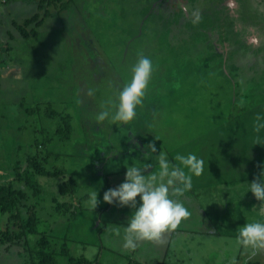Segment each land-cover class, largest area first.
<instances>
[{
  "label": "rangeland",
  "instance_id": "rangeland-1",
  "mask_svg": "<svg viewBox=\"0 0 264 264\" xmlns=\"http://www.w3.org/2000/svg\"><path fill=\"white\" fill-rule=\"evenodd\" d=\"M29 1L34 9L30 8L28 12L30 14L38 12L41 16L37 10L36 2ZM67 1L62 0L54 7L48 6L52 15H48L49 18H45L44 22L38 26L39 28L36 27L40 32L37 37L31 35V39L26 40L21 45L20 40L16 37L12 36L9 39L13 44L10 57H15L9 65L16 69L7 71L3 69L0 75L1 164L6 167L12 159L29 152L32 147L31 145L28 147L26 144L32 142L34 137L40 139L44 131L51 133L54 127L60 123L64 125L63 119L70 124V127H66L68 132L65 130V133H69V135L63 139L60 138L57 142L51 141L49 149H53L58 154L72 156L73 164L77 163V158L80 157L78 154H81L84 156L86 164H90L89 169L93 172L115 170L121 164H128L129 162L134 164L141 157V155L138 156V153H144L141 145H139L141 139L145 143H150L151 138L147 136V132H144L147 128L139 122L144 120L146 115L148 118V102L155 98L154 90L163 88L169 83L173 85L178 83L183 89H198L206 96L203 97L199 111L193 112L183 109L178 112L180 116L177 115V121L174 122L175 117L172 118V115H176L177 112L169 110L170 112L168 111V114L162 117L164 127H162L161 133L154 130L157 127L150 128L151 133L159 135V139L164 141L163 147L171 150L172 154H177L185 146L174 147V135L169 133L171 128L176 130L178 126L201 124L198 127H205L206 132L204 133L203 128L196 135L203 138L209 134L204 138V141L214 143V146L197 149L204 160V171L200 176L207 178L208 174H204V172L208 171L207 167L209 168V165L213 164L218 175L216 180L221 179V181L215 183L213 180L210 184L201 185L195 193L186 191L184 202L190 215L182 219L177 225L181 228H190L192 231H200L201 234H198V241L191 252L185 249L190 245H182V247L180 246L181 250H179L176 248L174 237V245L171 242L170 234L176 228L165 230L164 237L159 240H140L137 247L140 252H147L150 247L155 248V255L167 258L164 264H192L193 258L199 262L209 261L206 264H213L215 258L219 260L226 251L225 243H227L226 264H231V261L236 258L240 259L241 264H264V249L253 252L252 249L238 246L235 243L239 228L243 224L264 219L259 215V208L264 207V205L249 191L248 194L254 201L251 200L249 206L245 208L244 204L248 198L243 194L245 190L236 192L235 194L238 196L233 198L235 196L232 192L233 182L229 181L227 184L222 179L224 173L227 174V178L230 177V172L235 181L239 174L245 172L246 167L249 170H255L257 165H260V173L264 171V160L262 159V156L264 157V144L252 143L255 140L246 132L243 121L237 127L229 128L228 125L232 123L229 114L233 111L229 106L233 105L228 102V91L225 94L222 89L230 88L232 85V82H229L232 80L229 71L236 75V72L242 70L238 76L243 87L240 90L236 88L237 94H240L237 98L240 105L238 103L233 107L244 108V113L247 109L253 114L249 116L250 119H256V114L264 117V103L255 105V101L260 98V81L264 85V78L260 79V74H254L258 78L254 77L253 86L248 88L245 86L246 79L253 74L248 71L247 73L243 72V70H247L248 63L252 67L257 66L255 61H259L258 58L264 64V57L262 58L264 56V0H224L226 4L223 0H69L71 8L64 11L59 10L61 4ZM18 3L27 4L28 2L20 0ZM153 4L156 6L153 7ZM131 5L134 8L148 6V9L142 13L140 9L134 12ZM159 7L162 8L160 12L163 22L167 20L168 26H176V29L191 34L195 40L198 38L204 40L205 49L197 59L186 57V54L181 58L177 55L174 56L181 61L184 67L190 69L188 76L185 79H179V82L177 81L179 64L175 62L174 57H169L166 66L175 74L176 79L161 80L159 76L156 77L153 74L152 82L149 81L143 102L137 106L135 119L129 122L113 121L110 117L103 121L99 120L98 116L102 111L109 108L114 111V104L118 102L119 91L131 80V63L129 65V61L125 60L128 59L129 51L136 53L142 49L143 55L148 56L151 60L153 57L160 58L162 46L156 47L157 41L153 37L149 40L148 45L145 43L136 45L138 41L144 42L142 39L140 40V36L144 37L146 34L147 24L150 26L151 17L155 15L153 12ZM133 16L136 17L131 19ZM138 19H140L138 22L141 24H135V20ZM146 21H148L147 24ZM150 34L152 35L151 31ZM217 34H220L221 39L225 40L219 39L213 45L211 38ZM5 35L8 38L7 34ZM122 37L126 38L130 45L123 46L120 40ZM161 38H164L163 34ZM27 43L34 44V47H27ZM260 44L263 52H260V49V54L248 52L251 50V46L252 49H255L254 46ZM202 46L195 47L196 50L192 51L191 55L198 54L202 50ZM140 53L141 51H139ZM262 53L263 55H261ZM246 56L247 58H245ZM22 58H25V61L14 62ZM252 62L255 64L253 65ZM3 71L5 72L3 73ZM172 73L166 75L167 78L172 77ZM227 76L230 77L229 81ZM233 80L235 82V79ZM237 84L239 86V83ZM235 86L237 87V85ZM90 91L91 94H89ZM162 97L168 98L169 96L163 95ZM261 97L264 102V95L262 94ZM206 98L211 103L204 101ZM38 99L51 101L50 104L42 101L39 109L42 110L47 106L56 112L53 120L43 122L44 125L40 119L42 115L37 116L36 108L30 105ZM220 100L222 101L217 105L213 104V102ZM109 101H112L113 104L110 105ZM216 106L225 108V110L217 109ZM154 108L152 106V109ZM27 109L34 112V116H30ZM262 111L263 113H261ZM141 114L144 115V118L140 120L138 117ZM154 115L157 119V115L163 114L157 111ZM235 115L233 119L239 117V112H236ZM134 122L136 124L133 126ZM155 124L156 120L153 121V125ZM39 128H43V130L37 133ZM210 134H213L215 139ZM13 140L23 144L19 153H15L13 148L8 150L9 141ZM183 140L185 141V138ZM259 140L264 143V129L260 130ZM176 142L180 145L182 140L176 139ZM253 145L260 146V159L257 156L259 161L253 157L256 149L252 150L254 153L248 154L246 151L243 155L237 154L244 146L247 150L248 146ZM194 146L197 147V145ZM145 147L150 148L149 145H145ZM48 151L46 154H39L40 162L44 164L45 170L56 169L58 173L62 172L64 170L60 163L62 157H53L48 154ZM163 151L165 152V150ZM228 151L230 154H226ZM8 156L12 159H8ZM73 170L79 171V173L81 171L78 167H74ZM82 171L83 173H80L82 180L76 175L67 176L65 172L57 177L30 176L38 189L36 198L43 197L41 203L36 202L34 195L30 197L31 201L37 203V210H39L38 217L35 215L37 232L45 231L51 240L55 239L53 243L58 245V249L51 251H56L54 253L56 259L62 264H66V256L60 251L59 244L64 241L74 254L83 252L89 246H94L97 249L95 256L98 257V264H123L126 258L125 254L131 258L134 257L131 252H124L125 249L127 250L124 247V239L126 235L125 226L135 209L119 205L118 209H114L117 207L114 203L104 202L102 199L105 191L103 187L107 184L103 183L104 180L98 176L93 178L91 172L87 174L88 170ZM210 172L214 173L208 171V173ZM121 177L122 175H111L109 179H120ZM65 178L73 180L75 189L77 185L79 187L77 192L71 196L66 195L65 198L63 196L58 200L66 199L71 205L74 203L80 208V205L77 204L82 203L84 198L86 200L84 204L87 206L91 193L96 189L98 191L97 198L100 201L97 206L103 207L105 205L106 209H114L112 218H121L126 223L122 225L112 224L111 226L107 223V228H102L101 232H96L97 225L95 223L90 226L89 215L81 217L78 214L80 223L72 220L70 225V220L66 215L58 216L53 212L48 213L50 210L43 209V206L52 202L53 195L58 194L56 185ZM102 178L104 177L102 176ZM81 181L84 184L82 186ZM88 183H93L94 189L88 188ZM228 185L231 186L228 187ZM178 186L183 187V185ZM236 187L244 188V185L239 182L234 184V191ZM83 188L88 193V198L83 193ZM174 194L176 195V193ZM182 195L176 200L180 202L183 198ZM5 217L4 214L0 215V231L5 224L4 221H7ZM102 223L100 222V225ZM203 229L216 230L217 233L210 234L203 232ZM219 231L224 235L219 234ZM169 232L170 234L167 235ZM37 238H39V233L30 234L28 244L34 246ZM236 247L238 254L232 253ZM144 256L147 259V256H151V254H144ZM83 257L86 258L84 255ZM29 258V254L24 253L23 248L17 245L12 246L8 251H0L1 264H29L27 262Z\"/></svg>",
  "mask_w": 264,
  "mask_h": 264
},
{
  "label": "crops",
  "instance_id": "crops-1",
  "mask_svg": "<svg viewBox=\"0 0 264 264\" xmlns=\"http://www.w3.org/2000/svg\"><path fill=\"white\" fill-rule=\"evenodd\" d=\"M3 1L4 0H0V4H2V5H0V45L1 44L4 46L13 45L9 40L11 37H9L8 32H10L12 34V36L19 39L20 45H21L23 43L22 42L23 38H21L18 30L14 26V24H15L14 22L21 23L25 18L30 16L31 14L28 11L30 8H33V7L29 4V2H30L29 0H25L28 2L27 4L18 3L20 0H13V1H9L7 3H4V4H3ZM9 5H11V7H9ZM155 6L156 5L153 4V7H155ZM70 8L71 7L69 6L67 9H64V10H68ZM131 9L134 12H136L137 9H140V12L142 13L144 10L148 9V6L143 7V8H137V7L134 8V6L131 5ZM160 9H162V8L159 7V8H156L154 10L153 13H155V15H153L151 17L152 22L149 20L150 26L147 24L148 21H146L148 29L146 28L145 30H147V32L144 35V37L140 36V40L142 39L144 42L142 43L141 41H138L136 43V45H140V44H144V43L146 45H148L149 40L152 39V37H153L157 41L156 47H158V45L162 46L160 58L153 57V59H152V62H153L152 75L154 74L156 77L159 76V78L161 80L169 81L171 79H176L175 74L172 73L171 69L166 66V62L169 61V57H174L177 55V56H180V58H181L182 56H184V54H186V57H194L195 59H197V57L200 55V53L205 49L206 45L204 43L205 42L204 40L199 39V38L195 40L194 38H192L191 34L184 32L182 30L176 29L175 28L176 26H174V25L168 26L167 24H169V22L167 20L164 22L161 20ZM24 11H25V13H22ZM135 17L136 16H133V17H131V19L135 18ZM140 17H141V15H140ZM46 18H49V16H47ZM139 20L140 19L135 20V24H141L138 22ZM136 27H137V25H136ZM176 30H177V32H175ZM150 31L152 32V35L150 34ZM37 32H39L38 29H37ZM5 34H7L8 38L6 37ZM39 34H40V32L38 33V35ZM162 34L164 35V38H161ZM36 37H37V34H36ZM29 39H31V38L29 37ZM219 39H221V36H220V34H217V36L215 35L214 38H211V43L214 45V44H216V41H218ZM54 40H55V38H54ZM120 40H121V43L123 46L130 45L129 41L127 43L126 38L122 37ZM163 40H164V42H162ZM221 40H225V39L222 38ZM206 43H208V42H206ZM201 45H203L202 50H200L198 52V54H196V55H191V52L196 50L195 47H198ZM28 46H29V44H27V47ZM261 46H262L261 44L254 46L255 49H252V46H251V50L248 52H251L254 54L255 53L260 54V52H263L262 51L263 49H261ZM247 48H249V47L247 46ZM259 49H260V52H259ZM139 51H141L142 54L141 53L139 54ZM143 52L144 51L142 49L138 50L136 53L129 51V53L127 55L128 59H125V60L129 61V65L131 63V68L136 64L140 55H143ZM147 52H148V50H147ZM263 53L261 55H263ZM167 57H168V60H167ZM263 57L264 56H262V58ZM230 58H232V56H230ZM245 58H247V56ZM258 59H259V61H255V63L257 62V66H255L254 65L255 63H253V62H252V64L254 65V67H252L251 64L248 63L247 64V70H243V72H245V73H247V71H248L250 74H253V76L251 75L246 79L247 83L245 86L248 88L253 86L252 80L255 77L254 74L258 73V74H260V79L264 78V64L261 62L260 58H258ZM174 60L176 63L179 64V66L177 68V71H178L177 81L179 82V79H182V78L185 79L188 76L190 69L184 67L181 64V61L178 60L176 57H174ZM260 63H261V65H260ZM157 67H159L158 70H157ZM129 68H130V66H129ZM255 69H257V70L255 71ZM261 70H263V71H261ZM241 71L242 70H239L238 73L235 71L236 75L233 74L234 72L232 73L231 71H229L232 75V77H231L232 80L229 81L230 77L229 76H227V77H228V81L230 83L232 82V85L230 88H222L224 90L225 94L228 91V95H229L228 102H230V105H233V106L238 105V103L240 105V101L237 102V98H239L240 94H237L236 88L240 90V88L243 87V85L241 84L242 81L240 80V78L238 76V74L241 73ZM171 73H172V77L167 78L168 76H166V75L171 74ZM152 75H151L150 83L152 82ZM162 78H164V79H162ZM255 78L257 79L258 76ZM233 79H235V82ZM237 83H239V86ZM235 85H237V87ZM163 88H159V89L154 90L155 98L150 99L148 102V105H149L148 106V113H149L148 118L146 115V118L144 120H142L141 122H139V123H143L145 125V128H147L146 129V132L148 134L147 136H149L151 139H150V143H149V145H150L149 151H148V149H146V150H144V153L139 152L138 156L141 155V157L139 158V160L136 163L133 164V163L129 162L128 164H121V166L117 167L115 170H104L102 172L101 171H98V172L94 171L93 172V170L91 171L89 169L90 164H86V160H85L84 156H82L81 154H78L80 157L77 158L76 164H73V157L72 156H70L68 154H58L51 148L50 149L56 154H50V155L53 157H60V156L62 157L60 163H61L62 167L64 168L63 173L65 172V174L67 176H70L72 174V175H76L77 177H79L81 179L82 175L80 173H83L82 170H85V172L88 170L87 174L89 172H91V176L93 178H94V176H98L99 178L104 180L103 183L107 184L103 187V189L105 191L109 188H114V187L118 186L125 178L126 169L130 168L132 166H138V167L144 168L146 176H151L153 174H157L159 171L158 160H159L160 153H166L167 157L171 161V163L173 165H179L180 167H184V166L178 160H176L177 155H188L191 153V154H196L198 157L201 158L200 152H198L197 149L203 148L205 146H214V143L204 141V138L207 137L209 134L205 135L203 138L200 135L199 136L196 135V133L203 128H204V133L206 132L205 127H198V126H201V124L188 125V126H178V127H176V130L174 128H171L169 130V133L174 135V137H173L174 145H175L174 147L185 145L184 148L182 150H180L177 154H172L171 150H168L167 148L163 147L164 141L159 139V135L151 133L152 132L151 128L157 127V128H154V130L157 131L158 133H161L162 127H164V125H163L164 120L162 117L163 116L165 117V115L168 114L169 110H172V111L174 110L177 112L176 115H174V114L172 115L173 116L172 118L175 117L173 119L174 122L177 121L176 118H177L178 112L183 110V109L187 110V111H193V112L199 111V106H201V104H202L201 102L203 101V97H206V96L204 95V93L202 91H200L198 89L197 90L194 88L183 89L182 87L179 86L178 83L176 85L169 83L167 86H163ZM181 89L183 90V92ZM251 89L254 90V88H251ZM262 94L264 95V85L260 81V98H258V101H255V105H258V104L261 105L262 103H264L263 98L261 97ZM163 95H168L169 97L164 98V97H162ZM204 101L211 103L208 98H206ZM221 101L222 100L215 101V102H213V104L217 105ZM152 106L155 108L152 109ZM233 106H229L233 109V111L230 112V114H229L231 119H232L231 120L232 123L228 125L229 128H235L238 126V124L241 123V121H243L245 126H246L245 127L246 132H248L251 135V137H253V139L255 141L257 139H259L260 138V131L257 132V130L255 128L256 119H254V118L250 119L249 118V116H252L253 114L250 113L247 109H245L246 113H244L243 112L244 108H242V107L236 108ZM216 108L221 109V110H225V108H218L217 106H216ZM258 108H260V107H258ZM261 108H263V107H261ZM139 111L141 112V109ZM157 111L161 112L163 115H157V119H156L154 113ZM236 112H239V117L233 119L236 116L235 115ZM261 113H263V111ZM256 115L258 116L259 114H256ZM178 116H180V115H178ZM3 117H5V115H3ZM142 118H144V115L141 114L138 117V119L141 120ZM238 118L240 121L237 120ZM227 119H228V117H227ZM154 120H156L155 125H157V126L153 125ZM157 120L160 123L159 125H158ZM151 122H152V124H151ZM135 124H136V122H135ZM135 124H133V126ZM202 125L205 126L207 124H202ZM209 127H211V126L209 125ZM175 133H176V135H175ZM213 134H210V136H212L215 139ZM183 138H185V141L183 140ZM176 139L182 140V142H180L181 143L180 145L176 142ZM255 141H252V143H255ZM194 145H197V147H195ZM140 147H142V146H140ZM255 149H256V152H255V154H253V157H256L254 159L256 161H259V159H260V153H259L260 152V146H258V147L256 145L248 146L247 150L245 149V146H244L240 150V152H238L237 154L243 155V154H245L246 151L248 154H250V152L254 153L252 150H255ZM163 150H165V152ZM210 154H212V153H210ZM226 154H230V151L226 152ZM257 156L259 157V159ZM262 159L264 160L263 156H262ZM85 164H86V166H85ZM263 164H264V162H263ZM213 166H214L213 164L209 165V168L207 167V170L213 171L214 173H211V172L208 173V171L204 172V174H208L207 178H201L200 175L196 176L193 173L189 172V170L187 168H184L185 172L192 176V187L190 189L183 191V192H179V191L172 192L171 193L172 198L178 199L183 194L182 195L183 198H181L180 202H182L185 205L184 200H185V196H186L185 195L186 191L188 193H195L197 191L198 187H200L201 185L210 184V183H212L213 180L215 181V183L220 182L221 179L216 180L218 175H217V172L215 171ZM74 167H78L79 169H81L80 173H79V171H74L73 170ZM92 168L94 169V166H92ZM244 170H245V172L239 174V177L236 178L235 181L232 178V174L230 172H229L230 177L227 178V174H225V173L223 174V178L221 177L224 180L223 181L224 183L229 184V181L233 182L232 192H234V195H235V196H233V198L238 196L237 194H235L236 192H238V191L242 192L243 190H246L248 182H251L254 179V176H257V174H258V176H257V178H258L261 174L260 173V165H257V168L255 170H249V169H247V167ZM249 174H251L250 177H249ZM111 175H114V176L115 175H122V177L120 179L110 180L109 176H111ZM102 176L104 178H102ZM238 182L240 184H243L244 188H237L236 187V189L234 191V184H236ZM82 185H84V184L81 181V186ZM92 186H93V183H88V188H93ZM229 186H231V185H228V187ZM78 187L79 186L77 185L76 190L72 193L77 192ZM84 188L82 189V191H83V193H85L87 195V198H88V193L85 191ZM56 189H57V185H56ZM94 190H96V189H94ZM174 193H176V195ZM243 194L248 196V198L246 199V202L244 204V206L246 208L249 206L250 201L253 199L251 198V195L248 194V192L243 193ZM97 195H98V191H97ZM190 195H193V194H190ZM85 202H86V200L83 198L82 203L77 204V205H80V210L76 211L74 216H70L71 217L70 218V225H71L72 220H76L80 223L79 216H77L78 214H80L81 217L89 215L90 223H91L90 226H92L96 223L97 228H98L99 224L101 222L100 220H98L100 215H103L104 219L106 216L109 218H112L113 210L119 208L118 204L114 203L117 207L112 209V210L106 209L107 207L105 205L103 207L97 206L93 210L89 207V202L87 203V206L84 204ZM81 204H83L82 208H81ZM226 205L228 207V203ZM94 214H96V216H94ZM106 220H109V219H106ZM111 221H113L112 224H114V225H122V224L126 223L121 218H112ZM108 230H111V229H108ZM175 232H176V234H175ZM203 232H207L210 234H216L217 233L216 230L208 231L205 229H203ZM199 233H200V231H197V232L192 231L190 228L186 229V228L176 227V229L173 233L170 234V232H169L167 235L170 234V238H171L172 243H173V237H174V242L176 243V248L181 250L180 246L182 247V245H184V246L190 245L189 247H186L185 249L187 251L191 252V251H193V249H194V247L198 241V238H199L198 234ZM219 234H223V233H221L219 231ZM164 235H165V233L163 232L161 237H164ZM194 239H196V240H194ZM173 245H174V243H173ZM225 245H226L225 250L228 252L227 243H225ZM226 251L222 254V256L219 260H217L215 258V263H213V264H226L227 263ZM125 252L126 253L131 252L134 256L133 260H135L136 262H139L141 264H164L167 260V258L165 256L160 257V256L155 255V248H153V247H150L147 252H145V251L140 252L138 247H136L134 250L132 249V251H130V249L127 248V250H125ZM230 252H232V251H230ZM234 252H236L238 254V248L237 247L235 249H233L232 253H234ZM81 253H83V252H81ZM144 254H151V256H147L148 258L146 259ZM263 254H264V252H263ZM130 258L131 257L128 255V257L125 258V261L123 264H126L128 262V260H130ZM191 261H192V264H206L209 262V261L199 262L194 258ZM231 264H241V261L239 258H236L234 261H231Z\"/></svg>",
  "mask_w": 264,
  "mask_h": 264
},
{
  "label": "clouds",
  "instance_id": "clouds-1",
  "mask_svg": "<svg viewBox=\"0 0 264 264\" xmlns=\"http://www.w3.org/2000/svg\"><path fill=\"white\" fill-rule=\"evenodd\" d=\"M131 71V80L119 91L114 111L112 108L102 111L98 116L99 120L103 121L110 117L113 121L129 122L135 119L137 106L142 104L149 85L153 62L148 56L140 55ZM108 103L113 104L112 101ZM255 128L257 132L264 129V117L257 116ZM253 144L264 143L257 139ZM176 160L184 167L173 165L166 153H160L157 174L146 176L144 168L132 166L126 169L125 179L118 186L104 191L102 198L104 202L135 209L125 226V248L134 250L140 240H159L165 230L175 229L182 219L190 215L188 208L182 202L173 199L171 193L190 189L192 176L186 173L184 168L199 176L204 171V160L191 153L177 155ZM249 191L264 205V171L258 178L248 182L244 193ZM99 202L97 191L93 190L89 207L94 210ZM259 215L264 217V207L259 208ZM235 243L250 248L253 252L264 249V219L243 224L239 228ZM96 252L94 246H89L83 250V255L91 260Z\"/></svg>",
  "mask_w": 264,
  "mask_h": 264
},
{
  "label": "trees",
  "instance_id": "trees-1",
  "mask_svg": "<svg viewBox=\"0 0 264 264\" xmlns=\"http://www.w3.org/2000/svg\"><path fill=\"white\" fill-rule=\"evenodd\" d=\"M13 0H5L4 2L7 3ZM36 2L37 10L40 12L41 16H39L38 12H35L25 18L21 23L14 22V26L18 30L22 42L24 43L26 40H29L31 35L36 37L38 36L37 28L40 24L43 23L44 19L48 15H52L48 6H57L62 0H33ZM46 5V6H44ZM69 7V0L65 3H62L59 10L62 11ZM44 10V11H43ZM33 25V26H32ZM9 37H12V34L8 32ZM24 40V41H23ZM29 44V48L34 47V44ZM13 48V45L4 46L0 45V75L3 69L11 70L16 69L9 65L11 61L14 60L15 57H10V52ZM25 61V58L17 59L14 62H21ZM9 65V66H8ZM3 71V73L5 72ZM43 99V98H42ZM38 99L33 104H30L32 107L36 108L37 116H40V119L43 122L53 120L54 116H56V112L53 108H41L40 103L43 101L47 104H50L51 101L49 99L42 100ZM42 102V103H43ZM29 111V109H27ZM30 116H34V112L29 111ZM43 118V120H42ZM54 122V121H53ZM64 125L61 123L54 127L53 131L50 133H46L44 131L41 134V138H35L29 144H26L28 147L31 145L32 149L29 152L23 153L24 155L18 158L12 159V157L8 156V159H12L10 163L5 166L0 162V215H6L7 218L6 222L4 221V226L0 231V251H8L12 246L17 245L23 248V252L29 254L30 258L27 261L29 264H62L59 260L56 259V255L52 249H58V245L54 244L53 241L49 238L45 231L37 232V225L35 224L36 216L39 213L37 203H41V199L36 198V193H38L37 186L34 185L32 182L33 178L31 179V175L34 177L35 175H45V176H59L63 173H58L56 169L45 170V166L43 163L40 162V155L39 154H51L53 152L49 149L51 141H59L60 138L68 137L69 133L66 134L65 130L68 129L66 127H70L63 119ZM58 124V123H57ZM135 124V122H134ZM42 127V126H41ZM43 128L37 129L38 132H42ZM68 132V131H67ZM146 132V130L144 131ZM58 136V137H57ZM16 141H9L10 148L15 149V153H19L22 150L23 144L15 143ZM139 145L142 146L143 150L148 149L145 145H149L148 142H144L143 139L139 142ZM150 147V145H149ZM53 154H55L53 152ZM251 174H249V177ZM258 176V174H257ZM254 176V178H257ZM5 179V180H3ZM34 188V189H33ZM33 189V191H32ZM57 193L56 196L53 195L51 199L52 202L47 206H43V209H49L48 213H55L58 216H67L70 220V216H74L75 212L78 211L80 208L76 206V204H70L69 201L65 200H58L59 198H65L66 195L71 196L76 189L75 184L72 179L65 178L57 184ZM34 195L36 198V202L31 201V196ZM30 198V199H29ZM42 208V205H41ZM36 215V216H35ZM38 217V216H37ZM50 217V216H49ZM109 219V220H106ZM112 218L105 217L103 215L99 216V220L103 222L99 227L96 229V232H101L102 228H107V223L112 225L113 221ZM106 221V223H105ZM38 234L39 238L36 239V243L34 246L28 244L29 235L30 234ZM60 251L66 256V264H98V257H94L91 260H87L83 257V253L76 252L74 254L70 251L69 246L66 242H61L59 244ZM126 250V249H125ZM124 250V252H125ZM126 257L128 255L125 254ZM1 264V262H0ZM126 264H141L130 258Z\"/></svg>",
  "mask_w": 264,
  "mask_h": 264
},
{
  "label": "flooded vegetation",
  "instance_id": "flooded-vegetation-1",
  "mask_svg": "<svg viewBox=\"0 0 264 264\" xmlns=\"http://www.w3.org/2000/svg\"><path fill=\"white\" fill-rule=\"evenodd\" d=\"M223 2H224V0H223ZM225 3V2H224ZM226 4V3H225Z\"/></svg>",
  "mask_w": 264,
  "mask_h": 264
}]
</instances>
